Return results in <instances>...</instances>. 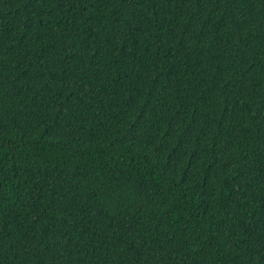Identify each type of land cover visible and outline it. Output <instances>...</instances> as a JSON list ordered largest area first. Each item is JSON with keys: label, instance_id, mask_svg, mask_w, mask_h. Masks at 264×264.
I'll use <instances>...</instances> for the list:
<instances>
[{"label": "trees", "instance_id": "16d2710c", "mask_svg": "<svg viewBox=\"0 0 264 264\" xmlns=\"http://www.w3.org/2000/svg\"><path fill=\"white\" fill-rule=\"evenodd\" d=\"M0 264H264V0H0Z\"/></svg>", "mask_w": 264, "mask_h": 264}]
</instances>
